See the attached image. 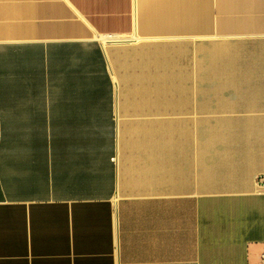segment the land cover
Here are the masks:
<instances>
[{
	"label": "crops",
	"instance_id": "obj_1",
	"mask_svg": "<svg viewBox=\"0 0 264 264\" xmlns=\"http://www.w3.org/2000/svg\"><path fill=\"white\" fill-rule=\"evenodd\" d=\"M261 175L264 0H0V264H261Z\"/></svg>",
	"mask_w": 264,
	"mask_h": 264
},
{
	"label": "rangeland",
	"instance_id": "obj_2",
	"mask_svg": "<svg viewBox=\"0 0 264 264\" xmlns=\"http://www.w3.org/2000/svg\"><path fill=\"white\" fill-rule=\"evenodd\" d=\"M103 37V36H102ZM124 38H133L134 36H131V37H128V36H123ZM102 42H103V39L101 38ZM137 44L139 45H142V41H137L136 42ZM104 44V43H103ZM105 45V44H104ZM138 45V46H139ZM133 45H128V46H113V45H105V48H106V52H107V56H108V59H109V63H110V69H111V72H112V75H113V79L116 83V87H117V91H118V95H119V103L120 104H123L125 102V96H124V93H125V90L127 89V84L123 81V76L126 74V72L128 71L127 69H125L123 66H122V62L124 60H139V56H133L132 59H130L127 55L125 56V48L127 50H129L130 48H132ZM126 50V51H127ZM186 52H188L185 56V58H183V60L185 61V63H190L192 64V49H190L189 51L187 50ZM193 67V65H192ZM192 67L190 68V72L193 73V70H192ZM133 71V70H132ZM140 71L136 70L134 68V72L133 73H139ZM196 100V97L195 99ZM129 115H135V114H129ZM138 115V114H137ZM154 116H158L160 114H156L154 113L153 114ZM167 117H170V118H173L175 117L174 114H172L171 112L167 114ZM193 117H195L193 115Z\"/></svg>",
	"mask_w": 264,
	"mask_h": 264
},
{
	"label": "bare ground",
	"instance_id": "obj_3",
	"mask_svg": "<svg viewBox=\"0 0 264 264\" xmlns=\"http://www.w3.org/2000/svg\"><path fill=\"white\" fill-rule=\"evenodd\" d=\"M101 38L103 39V43L105 45H113V44H117L120 42L128 41L127 39L123 37L119 38L117 35H113L112 39H107V36H103V37L101 36Z\"/></svg>",
	"mask_w": 264,
	"mask_h": 264
},
{
	"label": "built area",
	"instance_id": "obj_4",
	"mask_svg": "<svg viewBox=\"0 0 264 264\" xmlns=\"http://www.w3.org/2000/svg\"><path fill=\"white\" fill-rule=\"evenodd\" d=\"M113 34L107 35V39H112ZM258 183L264 185V175H261L257 178ZM261 264H264V252L261 254Z\"/></svg>",
	"mask_w": 264,
	"mask_h": 264
}]
</instances>
